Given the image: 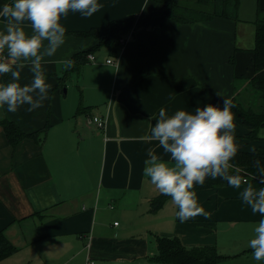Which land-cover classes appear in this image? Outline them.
Instances as JSON below:
<instances>
[{
	"label": "crops",
	"instance_id": "obj_1",
	"mask_svg": "<svg viewBox=\"0 0 264 264\" xmlns=\"http://www.w3.org/2000/svg\"><path fill=\"white\" fill-rule=\"evenodd\" d=\"M100 3L91 17L71 11L61 17L65 43L42 61L51 85L42 106L27 111L22 105L14 113L0 109V122L12 120L24 132L49 122L40 145L25 137L14 147L0 124V230L15 247L0 264H168L149 259L156 251L154 235L177 236L188 247L214 245L224 255L218 264H258L247 241L260 215L239 194L247 184L259 188L264 180H242L241 189L196 190L209 216L180 223L170 197L150 210L159 192L142 171L149 148L174 164L149 138L161 107L168 114L194 112L208 103L222 107L223 97H244L253 75L251 16L166 19L158 26L131 28L110 54L108 48L98 50L105 45L94 36L76 32L131 16L145 20L160 6L151 0ZM249 5L255 9V0ZM22 27L31 34L27 21ZM88 49L92 58L86 56L77 69L64 64ZM29 69L25 62L21 85L31 82ZM94 116L105 120L103 128L93 123ZM234 124L237 150L264 146V135L247 139V128Z\"/></svg>",
	"mask_w": 264,
	"mask_h": 264
},
{
	"label": "clouds",
	"instance_id": "obj_2",
	"mask_svg": "<svg viewBox=\"0 0 264 264\" xmlns=\"http://www.w3.org/2000/svg\"><path fill=\"white\" fill-rule=\"evenodd\" d=\"M103 5L100 0H9L0 4V77L10 74V79H0V109L16 112L22 105L27 111L40 108L48 98L51 85L46 81L42 61L52 57L65 43V27L61 17L78 12L82 17H91ZM27 21L31 34L22 27ZM30 64L33 73L30 83L21 85L20 74L24 63ZM71 66L72 61H64ZM222 107L208 103L197 105L194 112L177 109L168 114L161 107L152 124L150 139L158 141L174 164L148 149L143 176L155 186L159 194L170 197L176 206L175 218L180 222L209 212L198 202L194 185H203L206 177H220L228 186L241 189L239 172L230 173L232 158L238 145L234 136V105L223 97ZM259 135H264L262 130ZM261 180H264V165L259 159L253 161ZM240 198L252 213L260 219L253 225V235L247 246L252 258L264 264V184L253 188L247 184L240 190Z\"/></svg>",
	"mask_w": 264,
	"mask_h": 264
},
{
	"label": "trees",
	"instance_id": "obj_3",
	"mask_svg": "<svg viewBox=\"0 0 264 264\" xmlns=\"http://www.w3.org/2000/svg\"><path fill=\"white\" fill-rule=\"evenodd\" d=\"M159 4V9L153 11L145 20H140L131 16L121 20H110L106 27L91 28L87 31L76 32L77 35L94 36L98 39V44L105 45L110 54H115L119 48L120 38H124L131 28L158 26L166 19L177 22H195L208 20L214 16H224L238 19V10L241 0H151ZM251 19L254 25V45L252 51L253 75L247 80L245 91H250L254 95L253 101L245 100L234 95L230 100L234 107L231 111L234 114V122L247 128L245 137L253 140L259 138L260 131L264 128V0H255V9ZM91 51L82 50L72 55L70 68H78L80 64L86 62L87 55ZM233 61V56L230 57ZM60 80H57L56 86ZM55 88V87H54ZM223 106V105H222ZM0 124L4 130L8 143L14 147L25 137L32 138L39 145L45 136L49 122L31 132H24L12 120L3 119ZM259 159L264 165V146H259L252 151L237 150L232 158V168L230 173L239 172L243 179L260 178L253 161ZM261 179V178H260ZM228 185L220 177L215 179L206 177L203 185H194V191ZM168 196L158 194L150 203V210H157ZM156 245L155 253L149 259L158 263L168 264H218L224 257L219 253L214 245L211 246H185L179 237L154 235ZM15 247L0 230V261L11 254Z\"/></svg>",
	"mask_w": 264,
	"mask_h": 264
},
{
	"label": "rangeland",
	"instance_id": "obj_4",
	"mask_svg": "<svg viewBox=\"0 0 264 264\" xmlns=\"http://www.w3.org/2000/svg\"><path fill=\"white\" fill-rule=\"evenodd\" d=\"M242 6V7H241ZM249 5V0H244V2L240 5L239 7V10H238V16L239 17H243V18H251L253 17V13L255 12L253 7ZM251 8V9H250ZM106 46H100L98 47V50L99 51H102L104 53H107V50H106ZM71 82H69L70 84ZM243 95L245 96V100H249V101H253L254 99V95L253 93H251L250 91H245L243 93ZM241 96V95H240ZM243 97V96H242ZM244 98V97H243ZM94 123V122H93ZM112 222V221H111Z\"/></svg>",
	"mask_w": 264,
	"mask_h": 264
},
{
	"label": "built area",
	"instance_id": "obj_5",
	"mask_svg": "<svg viewBox=\"0 0 264 264\" xmlns=\"http://www.w3.org/2000/svg\"><path fill=\"white\" fill-rule=\"evenodd\" d=\"M126 39L125 38H120L119 39V42H120V44H122V43H124V41H125ZM89 59H91L92 58V56L89 54L88 56H87ZM107 61H110L109 59L107 60ZM92 121L94 122V124H96V126L98 127V128H103L104 127V124H105V120L103 119V118H100V117H92ZM243 181H245V180H247L245 177H243V179H242ZM116 224V223H115Z\"/></svg>",
	"mask_w": 264,
	"mask_h": 264
}]
</instances>
